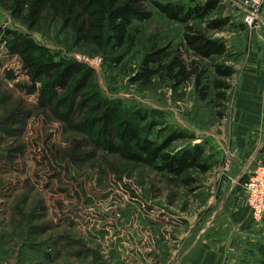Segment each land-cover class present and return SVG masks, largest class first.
I'll return each instance as SVG.
<instances>
[{
    "label": "rangeland",
    "instance_id": "obj_1",
    "mask_svg": "<svg viewBox=\"0 0 264 264\" xmlns=\"http://www.w3.org/2000/svg\"><path fill=\"white\" fill-rule=\"evenodd\" d=\"M151 1L187 8L206 0ZM146 8L151 18L135 21L122 47L97 48L75 42L71 28L47 11L30 27L0 3V264H185L183 257L190 255L200 228L221 205L227 209L230 195L227 186L218 190L221 181L237 169L232 181L239 184L232 186L243 187L251 172L264 165V104H234L242 72L247 77L252 69L264 76V59L257 66L249 62L252 31L240 33L236 24L242 21L241 8L219 0L204 19L189 21L224 43L225 55L210 60L187 49L183 23L151 3ZM214 19L226 20L221 30L207 28ZM19 34L32 38L54 60L64 58L90 70L87 90L115 105L142 136L161 143L182 133L169 145L172 152L200 145L209 169L191 171L193 181L185 186L94 145L78 128L80 95L65 120L40 104L37 94L26 93L29 77L19 55L8 49ZM239 38L245 39L241 46L234 41ZM158 49L163 61L150 64L156 73L147 83L134 80L144 59ZM175 57L188 74L179 84L166 70ZM215 65L231 67V76H217ZM240 95L264 100L260 93ZM241 125L246 137L238 141ZM255 132L257 139L251 141L247 135ZM253 227L262 237L235 244L228 264H264V220L261 228Z\"/></svg>",
    "mask_w": 264,
    "mask_h": 264
},
{
    "label": "trees",
    "instance_id": "obj_2",
    "mask_svg": "<svg viewBox=\"0 0 264 264\" xmlns=\"http://www.w3.org/2000/svg\"><path fill=\"white\" fill-rule=\"evenodd\" d=\"M0 3L9 7L14 14L22 16L30 27H34L43 12L47 11L71 28L75 42L97 48L107 45L122 47L128 41L132 24L151 18L152 12L146 8L147 3H151L164 16L185 25L183 42L200 60L223 57L227 51L222 40L210 38L189 24L194 18L204 19L209 15L218 7L219 0H206L187 8L181 4L151 0H0ZM225 24V19H214L207 28L221 30ZM4 33L10 34L9 30ZM8 45L11 52L19 55L22 68L29 77V82L23 86L26 93L37 94L39 103L48 106L52 114L70 120L76 94L80 95L78 106L83 109V113L78 128L106 153L150 167L164 174L167 179L178 180L185 186L193 181L191 171L204 173L209 169L203 148L198 144L175 152L168 150L172 141L183 137L182 133L174 132L161 143L142 136L141 130L115 105L103 102L98 92L87 90L85 80L90 77V70H86L83 65L64 58L54 60L32 38L21 34L15 35ZM162 52L158 49L147 56L134 80L147 83L157 71L150 64H161ZM213 68L215 74L224 79L232 74L229 66L215 65ZM166 70L174 72L177 84L187 79L185 65L177 57L167 64ZM216 86L221 84L216 82ZM206 96V92L201 93L202 99Z\"/></svg>",
    "mask_w": 264,
    "mask_h": 264
},
{
    "label": "crops",
    "instance_id": "obj_3",
    "mask_svg": "<svg viewBox=\"0 0 264 264\" xmlns=\"http://www.w3.org/2000/svg\"><path fill=\"white\" fill-rule=\"evenodd\" d=\"M229 1L230 3H234L236 0ZM236 24H238V27L242 26L241 28L239 27L240 33H245L246 30L248 32L252 31L253 38H250L248 58L250 64L255 65L256 63L257 66V61L264 59V6L253 27H247L243 21ZM243 39L239 38L234 40L235 44L241 46ZM249 73L250 74L247 77L244 76L243 72L240 76L237 86V93H239V97L236 101H234V104H264V100L251 101L245 99V97L240 99V94L246 95L249 93H260L262 94V97L259 95V98H263L264 76L262 73L258 74L255 71H252V69L249 71ZM239 130H241L242 134L236 135L238 141L246 137L244 135L246 134V130L243 129V125L240 126ZM247 137H250L251 141H255L257 139V134L255 132L253 135H247ZM252 155L253 153L251 156ZM249 159L250 158L247 160ZM243 160L244 157L242 154L240 155L238 161L239 163H242ZM236 170H230V172L225 176L224 180L221 181V184L218 186L219 191H222V189L226 186L229 191L228 194L230 195V199L228 201V205H226L227 209L224 210L223 206L221 205L219 211L217 213L214 211V213L210 215L207 222L205 223L206 225L200 228L199 234H197L198 238L193 245V248H191L189 251L190 255L188 258L186 256L183 257V259H186L183 260L185 264H228L229 260L230 263H232L234 256L232 248L235 244L239 243L242 239H248L249 237H262L261 235L259 236L258 232L255 233V229L252 226L251 214L247 205L245 190L243 189L242 185L235 187L232 186L235 185L234 183H237L235 180L232 181V177L236 175ZM241 174L243 173L241 172ZM239 176L240 175L238 174L236 177ZM242 177L243 176H240V180ZM232 188L235 189L234 192H232ZM222 208L223 211H221ZM192 226H195V223H193ZM186 251L184 250L182 252V256L187 253Z\"/></svg>",
    "mask_w": 264,
    "mask_h": 264
},
{
    "label": "built area",
    "instance_id": "obj_4",
    "mask_svg": "<svg viewBox=\"0 0 264 264\" xmlns=\"http://www.w3.org/2000/svg\"><path fill=\"white\" fill-rule=\"evenodd\" d=\"M242 10V21L253 27L264 6V0H236ZM253 226L261 228L264 220V165L255 168L243 184Z\"/></svg>",
    "mask_w": 264,
    "mask_h": 264
}]
</instances>
